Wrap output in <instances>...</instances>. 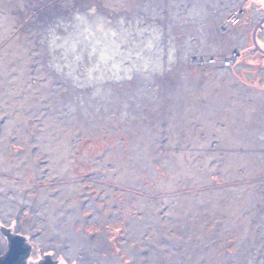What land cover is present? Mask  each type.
<instances>
[{
	"label": "rangeland",
	"instance_id": "obj_1",
	"mask_svg": "<svg viewBox=\"0 0 264 264\" xmlns=\"http://www.w3.org/2000/svg\"><path fill=\"white\" fill-rule=\"evenodd\" d=\"M0 163L25 264H264V0H0Z\"/></svg>",
	"mask_w": 264,
	"mask_h": 264
},
{
	"label": "water",
	"instance_id": "obj_2",
	"mask_svg": "<svg viewBox=\"0 0 264 264\" xmlns=\"http://www.w3.org/2000/svg\"><path fill=\"white\" fill-rule=\"evenodd\" d=\"M9 230H10V228H4V227L0 226V231L5 235H6V233H9ZM6 237H7V235H6ZM27 247H29V246L26 245L22 236L13 235V237L9 241V244H7V251L4 254L5 256L3 255L0 257V258H3V261L0 264H14L19 259V257L21 255H25L26 253H28ZM44 256H45V258H47L46 260H50L49 254H44ZM56 261H54L53 264H55ZM24 264H25V262H24Z\"/></svg>",
	"mask_w": 264,
	"mask_h": 264
},
{
	"label": "flooded vegetation",
	"instance_id": "obj_3",
	"mask_svg": "<svg viewBox=\"0 0 264 264\" xmlns=\"http://www.w3.org/2000/svg\"><path fill=\"white\" fill-rule=\"evenodd\" d=\"M6 235H7V239H8V244H9V241H10V239L13 237V235H15V234H11V233H6ZM23 240H24V238H23ZM26 242V241H25ZM27 249H28V251H29V247H27ZM27 255H28V253H26L25 254V257L22 259V262H23V260L25 259V258H27ZM5 256V255H4ZM47 258H45V260H41L40 262H39V264H53V262L52 261H50V260H46Z\"/></svg>",
	"mask_w": 264,
	"mask_h": 264
},
{
	"label": "trees",
	"instance_id": "obj_4",
	"mask_svg": "<svg viewBox=\"0 0 264 264\" xmlns=\"http://www.w3.org/2000/svg\"><path fill=\"white\" fill-rule=\"evenodd\" d=\"M25 257V255H21L19 257V259L14 263V264H24V262H22V259ZM3 258H0V263H2Z\"/></svg>",
	"mask_w": 264,
	"mask_h": 264
},
{
	"label": "bare ground",
	"instance_id": "obj_5",
	"mask_svg": "<svg viewBox=\"0 0 264 264\" xmlns=\"http://www.w3.org/2000/svg\"><path fill=\"white\" fill-rule=\"evenodd\" d=\"M56 161H57V160H56ZM0 164H1V163H0ZM58 164L60 165L59 162H58ZM58 164H57V166H58ZM63 170H64V166L61 164L60 167L57 168V172H58L59 174H61ZM7 188H8V187H6V189H7Z\"/></svg>",
	"mask_w": 264,
	"mask_h": 264
}]
</instances>
